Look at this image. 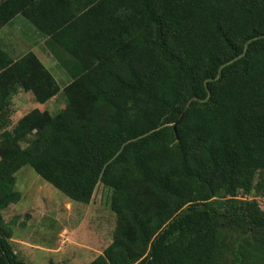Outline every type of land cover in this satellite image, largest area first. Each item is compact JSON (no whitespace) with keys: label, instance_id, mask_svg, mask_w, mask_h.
Here are the masks:
<instances>
[{"label":"trees","instance_id":"16d2710c","mask_svg":"<svg viewBox=\"0 0 264 264\" xmlns=\"http://www.w3.org/2000/svg\"><path fill=\"white\" fill-rule=\"evenodd\" d=\"M17 16L71 81L62 111L12 126L20 91L45 104L61 87L0 48V264H37L3 215L25 166L84 205L111 192L90 264H264V0H0V31Z\"/></svg>","mask_w":264,"mask_h":264},{"label":"rangeland","instance_id":"374dc122","mask_svg":"<svg viewBox=\"0 0 264 264\" xmlns=\"http://www.w3.org/2000/svg\"><path fill=\"white\" fill-rule=\"evenodd\" d=\"M20 18L30 31L26 28L18 30L14 27L16 21L0 31L2 49L14 58L25 55L37 45V37L31 32L33 25L23 16ZM45 47L56 57V64H47V68L58 81L61 91L45 104L38 103L31 93L20 91L12 99V126L35 109L55 115L67 104L63 90L71 77L52 44L47 42ZM16 178V190L21 193V200L10 205L3 215L7 222L18 219L11 242L20 258L37 264H90L111 244L117 219L109 208L111 192L102 184L96 188L91 203L84 205L62 194L30 166L22 168Z\"/></svg>","mask_w":264,"mask_h":264},{"label":"crops","instance_id":"0c3cea01","mask_svg":"<svg viewBox=\"0 0 264 264\" xmlns=\"http://www.w3.org/2000/svg\"><path fill=\"white\" fill-rule=\"evenodd\" d=\"M21 16H17V17H15L11 22H12V24L15 22V24H14V27H16V28H18V30H22L23 28H26L27 30H29V26H27V24H26V22H24V20H22L21 18H20ZM32 25V24H31ZM32 27V29H31V32H32V34L34 35V36H36L37 37V39H36V43H37V45L36 46H34L33 47V49L32 50H30V51H28V53L29 52H33V53H35L37 56H38V58L44 63V65L47 67V64H50V65H55L56 64V57H53L49 52H47L44 48H46L45 47V45L47 44V42H48V37H46V36H42L43 34H38V32H37V30H35V28H33L34 26H31ZM30 31V30H29ZM44 37H46V38H44ZM4 44V43H3ZM2 46V41L0 40V48H2L1 47ZM11 47L9 46V50H11L10 49ZM14 48V47H13ZM36 48H38L40 51H38V49H36ZM12 51V50H11ZM8 52V51H7ZM9 53V52H8ZM27 54V53H26ZM23 56V55H22ZM21 56V57H22ZM13 59H19V58H14V57H12ZM49 62V63H48ZM51 72V71H50Z\"/></svg>","mask_w":264,"mask_h":264},{"label":"built area","instance_id":"2783aa9c","mask_svg":"<svg viewBox=\"0 0 264 264\" xmlns=\"http://www.w3.org/2000/svg\"><path fill=\"white\" fill-rule=\"evenodd\" d=\"M259 202H260L261 206L264 207V200L260 199Z\"/></svg>","mask_w":264,"mask_h":264},{"label":"water","instance_id":"95a60500","mask_svg":"<svg viewBox=\"0 0 264 264\" xmlns=\"http://www.w3.org/2000/svg\"><path fill=\"white\" fill-rule=\"evenodd\" d=\"M177 125H178V124H175V127H174V128H175V130H176V127H177Z\"/></svg>","mask_w":264,"mask_h":264}]
</instances>
